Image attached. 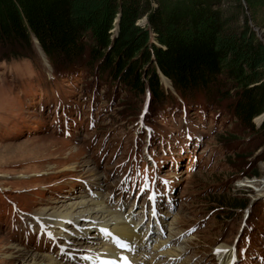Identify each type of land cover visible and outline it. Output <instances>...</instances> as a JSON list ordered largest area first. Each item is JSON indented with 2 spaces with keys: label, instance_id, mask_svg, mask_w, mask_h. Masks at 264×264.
I'll list each match as a JSON object with an SVG mask.
<instances>
[{
  "label": "rangeland",
  "instance_id": "rangeland-1",
  "mask_svg": "<svg viewBox=\"0 0 264 264\" xmlns=\"http://www.w3.org/2000/svg\"><path fill=\"white\" fill-rule=\"evenodd\" d=\"M71 71L57 72L37 43L30 59L0 58V264H21L13 244L70 254L68 263L79 252L74 241H54L36 214L63 196H89L98 182L100 200L108 209L124 206L126 217L149 205L148 192L137 189L156 174L158 187L172 185L163 189L176 204L175 227L185 238L175 243L189 247L187 257L218 264L224 246L233 253L228 264L234 251L236 264H264V131L236 119L234 97L198 94L191 103L160 74L169 98L157 103L87 58ZM145 211L149 221L137 228L151 245L168 221Z\"/></svg>",
  "mask_w": 264,
  "mask_h": 264
},
{
  "label": "trees",
  "instance_id": "trees-1",
  "mask_svg": "<svg viewBox=\"0 0 264 264\" xmlns=\"http://www.w3.org/2000/svg\"><path fill=\"white\" fill-rule=\"evenodd\" d=\"M255 27L264 30V0H0V58L30 59L38 40L57 72L87 58L157 103L169 98L162 74L191 103L232 95L236 119L256 132L264 34Z\"/></svg>",
  "mask_w": 264,
  "mask_h": 264
},
{
  "label": "bare ground",
  "instance_id": "bare-ground-1",
  "mask_svg": "<svg viewBox=\"0 0 264 264\" xmlns=\"http://www.w3.org/2000/svg\"><path fill=\"white\" fill-rule=\"evenodd\" d=\"M262 118V116L258 118V121L262 120ZM91 185L92 190L85 191L89 196L79 193L65 196L66 199L63 196V199L55 200L56 203H60L59 205L45 208L36 214L37 217L33 218L40 225L41 231L42 229L49 231L52 234L51 236H53V240H56L57 243L62 241L64 244L66 242L68 244L74 241L73 243L77 247L71 249L79 252L74 254L75 258L71 256L68 263L91 264L96 258H101L105 251V244L101 238L103 236L97 231H102L103 234L108 235L109 231L114 230L117 234L124 235L127 238L126 242L136 241L139 248V253H136L135 257L137 261L145 260V264H198L192 260V257L186 256L189 249L188 246L185 247L183 245V247L178 248L175 246L171 248V238H174V240L185 238L181 229L179 227L176 229V223L179 219L178 215L173 216L170 219L171 221L168 220V229L165 230L168 237L166 238V235L162 236L160 232L154 238H151L152 244L150 245L145 240L147 234L144 229L137 228L146 216V211L133 212L125 217L121 215L122 210L108 209L107 201L100 200L101 184L92 182ZM141 214L143 215L141 216ZM130 223L134 224V228H137V231H133L130 228ZM91 232L96 233L97 242L90 235ZM41 239L45 240L46 237ZM86 241L88 242L85 243ZM187 242H190V240L184 239L183 244H187ZM118 244L122 245L125 243L119 240ZM11 248L16 250L15 256L12 257L18 259L17 262L21 264H68L64 263V259L66 260L70 257V254L67 256L63 252H58V254L44 252L42 246L36 253H31L28 248L21 245L13 244ZM217 250L222 252L219 256L216 253L217 257H215V260L217 263L228 264L227 261L230 260L233 254L231 250L224 246L217 247ZM83 259L84 261H82Z\"/></svg>",
  "mask_w": 264,
  "mask_h": 264
},
{
  "label": "water",
  "instance_id": "water-1",
  "mask_svg": "<svg viewBox=\"0 0 264 264\" xmlns=\"http://www.w3.org/2000/svg\"><path fill=\"white\" fill-rule=\"evenodd\" d=\"M141 23H142V24L144 23V25H145V24L147 23V18H144L143 21H142ZM255 30H256V32L258 33L259 37L262 38L264 31H260V29H259V28H256V27H255ZM115 32H116V34L118 33V28L115 29ZM263 41H264V39H263ZM35 43H37V44L39 45L38 40H35ZM262 117H263V118H262V120L260 121V122H261L260 124H262V122L264 121V115H263Z\"/></svg>",
  "mask_w": 264,
  "mask_h": 264
},
{
  "label": "snow or ice",
  "instance_id": "snow-or-ice-1",
  "mask_svg": "<svg viewBox=\"0 0 264 264\" xmlns=\"http://www.w3.org/2000/svg\"><path fill=\"white\" fill-rule=\"evenodd\" d=\"M125 264H127V261H125Z\"/></svg>",
  "mask_w": 264,
  "mask_h": 264
}]
</instances>
